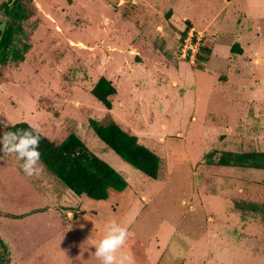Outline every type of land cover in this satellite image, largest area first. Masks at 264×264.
I'll return each instance as SVG.
<instances>
[{"label": "rangeland", "instance_id": "1", "mask_svg": "<svg viewBox=\"0 0 264 264\" xmlns=\"http://www.w3.org/2000/svg\"><path fill=\"white\" fill-rule=\"evenodd\" d=\"M19 1L24 59L0 65V122L39 123L54 142L75 133L128 185L97 200L71 192L81 202L70 226L61 216L19 231L28 225L13 214L47 205L46 189L0 152V264H100L95 247L113 222L129 231L123 264H264V169L217 164L227 151H264V0ZM2 3L13 0H0L4 28ZM172 6L207 39L203 64L179 55ZM100 76L116 88L110 110L90 92ZM88 118L137 134L159 156L158 176L121 160Z\"/></svg>", "mask_w": 264, "mask_h": 264}, {"label": "trees", "instance_id": "2", "mask_svg": "<svg viewBox=\"0 0 264 264\" xmlns=\"http://www.w3.org/2000/svg\"><path fill=\"white\" fill-rule=\"evenodd\" d=\"M1 6L5 13L12 16V21L6 22L3 30L0 27V65L9 60L22 61L24 59V52L15 46L14 37L22 30L19 22L25 17L19 0H13L11 5L2 3ZM189 28L188 23L182 35L185 36ZM182 35L180 39L184 37ZM202 50L209 51L206 45L202 47ZM230 50L238 53L241 51L236 43L231 46ZM205 57L200 56L202 59ZM90 92L107 110L112 108V98L116 93V88L110 79L100 76ZM88 124L98 140L112 149L121 160L148 177L158 176L160 158L154 151L139 142L137 134L123 128L113 119L101 122L88 118ZM7 128L8 131L28 128V123L19 121L8 125ZM39 150L42 153V164L76 195L84 194L96 200L105 199L110 189L121 191L128 185L119 170L94 153L75 133L70 132L60 142H54L43 135ZM217 164L264 169V151L240 153L227 151L219 157ZM0 244L4 246L1 238Z\"/></svg>", "mask_w": 264, "mask_h": 264}, {"label": "clouds", "instance_id": "3", "mask_svg": "<svg viewBox=\"0 0 264 264\" xmlns=\"http://www.w3.org/2000/svg\"><path fill=\"white\" fill-rule=\"evenodd\" d=\"M0 126L7 127L0 122ZM43 129L39 123L29 122L28 128L0 133V152L15 154L22 163V170L28 177H39L43 173L40 142ZM106 234L95 247V256L100 264H123L118 260L117 253L126 245L129 231L126 226L118 223L106 225ZM129 264L132 260L129 257Z\"/></svg>", "mask_w": 264, "mask_h": 264}, {"label": "crops", "instance_id": "4", "mask_svg": "<svg viewBox=\"0 0 264 264\" xmlns=\"http://www.w3.org/2000/svg\"><path fill=\"white\" fill-rule=\"evenodd\" d=\"M134 1L136 3L138 2L136 0H134ZM231 1L232 0H229V1L226 0L225 4H228ZM168 13H169V16L167 18V20L169 22L168 24L170 25V27L174 31V33H175V31H178L180 34H182V31L185 29V27L188 25V23H189V27L192 26L194 29H197V26L195 24H193V22H191V20L189 19V17L187 15L180 17L176 13V11L174 10V6L171 7V9L168 11ZM207 26H208V24L205 27H207ZM197 30H200V29H197ZM140 32L141 31L139 30L138 35H141ZM115 67L117 68V65ZM144 76H146V73ZM151 98L153 99V97H151ZM102 157H104V156H102ZM51 178L52 177H48V176L45 177V173H44V176L35 177V179H31L30 177L27 176V180L31 181L30 183L37 184V182H40L42 184V186L45 187L47 192L45 191L43 196L47 201V205H43V207L41 206L40 208L35 206V207L29 209L28 214H26L24 211H20L17 214H13L14 217H20L21 224H25V225L27 224L28 225L25 228L19 229V231H34V227L37 226L38 224H40L39 221H41L43 223V226H47V227L51 228V226H54V225L56 226L57 224L59 225V222L61 220V216H63V218L67 221L68 226H70L69 222L71 220L74 221L75 216H74L73 212L70 210L74 209V208H78V203H80L81 200L77 199L78 197L76 198V197H74V195H71L72 194L71 192H73V191L70 190L66 186H65L66 188L60 190V193H59L57 191V189L54 187V185L56 184V181H54ZM38 179H39V181H37ZM40 183L37 185H41ZM56 187L59 188L58 185ZM82 195H84V194H82ZM77 196H81V195H77ZM45 209L49 210L51 212V214L45 215L43 213V211ZM53 210L55 212H57L59 210L60 214L54 213ZM35 211H36V213H34ZM39 214H43V215H41V217H39L38 216ZM62 232L61 231H58L57 233L53 232L56 240L62 241V238L64 237V235H62ZM63 234H65V231L63 232Z\"/></svg>", "mask_w": 264, "mask_h": 264}, {"label": "built area", "instance_id": "5", "mask_svg": "<svg viewBox=\"0 0 264 264\" xmlns=\"http://www.w3.org/2000/svg\"><path fill=\"white\" fill-rule=\"evenodd\" d=\"M206 40L202 31L190 27L179 43V55L190 60L191 63L197 64L200 62L203 64V59L200 56H204L202 47H204Z\"/></svg>", "mask_w": 264, "mask_h": 264}, {"label": "water", "instance_id": "6", "mask_svg": "<svg viewBox=\"0 0 264 264\" xmlns=\"http://www.w3.org/2000/svg\"><path fill=\"white\" fill-rule=\"evenodd\" d=\"M2 30H3V28H2Z\"/></svg>", "mask_w": 264, "mask_h": 264}]
</instances>
